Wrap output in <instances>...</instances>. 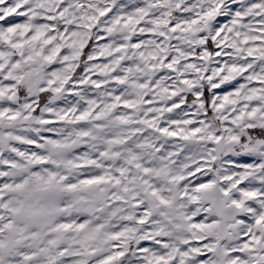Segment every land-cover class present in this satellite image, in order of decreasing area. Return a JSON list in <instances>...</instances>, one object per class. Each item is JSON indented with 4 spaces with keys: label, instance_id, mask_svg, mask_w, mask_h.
Returning a JSON list of instances; mask_svg holds the SVG:
<instances>
[{
    "label": "snow or ice",
    "instance_id": "snow-or-ice-1",
    "mask_svg": "<svg viewBox=\"0 0 264 264\" xmlns=\"http://www.w3.org/2000/svg\"><path fill=\"white\" fill-rule=\"evenodd\" d=\"M0 264H264V0H0Z\"/></svg>",
    "mask_w": 264,
    "mask_h": 264
}]
</instances>
